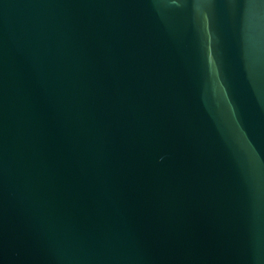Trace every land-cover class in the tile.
I'll return each instance as SVG.
<instances>
[{"label":"water","instance_id":"1","mask_svg":"<svg viewBox=\"0 0 264 264\" xmlns=\"http://www.w3.org/2000/svg\"><path fill=\"white\" fill-rule=\"evenodd\" d=\"M0 264H264V0H0Z\"/></svg>","mask_w":264,"mask_h":264}]
</instances>
